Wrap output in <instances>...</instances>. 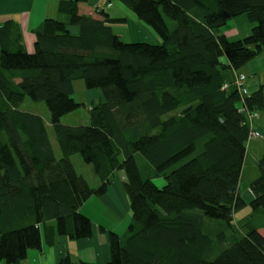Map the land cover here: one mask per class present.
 Returning <instances> with one entry per match:
<instances>
[{
	"label": "trees",
	"instance_id": "16d2710c",
	"mask_svg": "<svg viewBox=\"0 0 264 264\" xmlns=\"http://www.w3.org/2000/svg\"><path fill=\"white\" fill-rule=\"evenodd\" d=\"M80 1L58 0L33 30L41 68H15L30 55L13 21L0 26V262L25 260L31 227L47 246L90 238L81 207L121 172L131 218L122 235L106 231L105 264H264V192L249 202L239 192L247 144L260 137L248 115L264 113V92L243 95L222 77L264 54V0H118L159 44L122 42L113 26L123 18L85 14ZM235 19L252 28L230 41L221 31ZM77 79L102 98L87 125H64L81 107ZM25 99L48 110L59 158ZM73 155L92 166L95 188ZM256 169L264 180V157ZM57 264L96 263L66 252Z\"/></svg>",
	"mask_w": 264,
	"mask_h": 264
},
{
	"label": "crops",
	"instance_id": "0c3cea01",
	"mask_svg": "<svg viewBox=\"0 0 264 264\" xmlns=\"http://www.w3.org/2000/svg\"><path fill=\"white\" fill-rule=\"evenodd\" d=\"M57 2L58 0H0V26L8 20L13 21L16 26L15 34L18 35V33H20L21 35L19 46L30 55L27 61L15 65V68L37 69L43 67L44 62L42 55H33V30L38 27L43 19L57 16ZM79 6L81 11L88 15H94L95 12L104 10L112 17L123 18L125 22L113 26V31H121V26L134 24L137 28H141L142 31H145L146 34L144 38L146 42L150 44H159V38L155 33L145 24H142V22L118 0H81ZM138 32L140 31L137 30V33ZM259 59L260 57L252 60L239 71V73L245 74L247 77L246 87L249 93L255 92L259 88H262L264 92V82L260 79L264 62H258ZM33 60H36L38 65H34V63H32ZM248 73H250L253 78V84ZM235 74H237V72H224L222 74L223 81L233 86L232 83L234 82ZM78 85L81 86L80 81ZM258 114L257 118L249 120L251 129L260 134L259 138L251 139L247 144V156L250 152H254L255 157L253 164H256L259 159L264 157V113ZM123 183V174L121 172H116L114 173L113 181L107 188L106 193L101 197H95L96 203L100 202L103 209L112 211V213L120 219H124L126 216L129 217L130 213L129 201L123 190ZM262 183H264V180L257 181L255 186ZM93 185L92 187L95 188L98 185V181L94 180ZM261 192H264V190L257 191L256 195ZM90 199L91 197L84 204ZM247 214H249L248 211L245 215ZM91 224L92 235L90 238L70 241L67 237H59L53 246H47L44 243L41 228H29L25 238L27 257L18 264H57L60 257L66 252H69L73 259L76 260L105 264L109 259V246L106 231H112L117 235H122L127 226L121 231L122 227H118V229L115 227L113 229H108L105 226L94 224L92 221ZM101 228H104L105 231L103 232ZM260 232L264 236V233L262 231Z\"/></svg>",
	"mask_w": 264,
	"mask_h": 264
},
{
	"label": "rangeland",
	"instance_id": "374dc122",
	"mask_svg": "<svg viewBox=\"0 0 264 264\" xmlns=\"http://www.w3.org/2000/svg\"><path fill=\"white\" fill-rule=\"evenodd\" d=\"M143 24V23H142ZM145 26V25H144ZM115 28V27H114ZM252 26L251 25H244L240 21L230 20L226 26L222 29V33L228 37L230 41L238 40L241 38H244L249 35L250 30ZM121 31H114L116 35H118L119 39L124 43H132V42H146L145 31H142L141 28H137L134 24H127L126 26L120 27ZM137 30L140 31L137 33ZM148 43V42H147ZM264 55V54H263ZM259 56L260 59L258 62H264V56ZM32 63L34 65H38V62L36 60H33ZM263 72L260 77V79L264 82V66H263ZM243 75L244 81L243 86L246 89V93L249 94L247 87H246V81L247 77L245 74H235L234 82L232 83L233 88H235L236 82H238V76ZM249 77L251 78L252 84L254 83L253 78L250 73H248ZM80 81L81 86L78 85V82ZM228 86H231L227 84ZM74 93L73 98L74 100L81 105V107L67 115H64L61 118V123L64 125H70V126H78V125H87L88 124V110L92 106L93 103L100 100L101 94L98 90H86L83 88L82 80H76L74 81ZM21 110L39 115L43 121L45 122V126L47 129V133L49 135V139L52 145V149L54 152V155L59 158L60 157V151L58 148V145L55 141L54 133L52 130V127L49 123V112L46 109L45 105L43 103H34L28 99H25L24 103L20 107ZM258 113H253L251 115H248L250 117L249 119H255L258 117ZM254 152H250V154L245 159V171L242 176L241 183L239 185V192L241 194V197L244 201L249 202L255 195L256 192L259 190H264V183L255 186L256 181L254 179L257 177V169L256 164H253L254 160ZM72 163L77 171L78 174L82 175L90 185V187L94 186V180L98 181L92 166L84 164L79 155H73L71 157ZM246 212H245V211ZM250 212L248 208H245L237 213L235 216V220L241 219L246 213ZM81 213L86 215L88 218L91 219V221L94 224H99L102 226L107 227L108 229H113L114 227L118 229V227H122V230L125 229L127 224L130 222V213L129 217L126 216L124 219H120L117 217L112 211L103 209V206L101 203H96V198L91 197V199L83 205V207L80 210ZM245 212V213H244ZM145 215L148 217L154 219V217L147 211L144 210ZM124 227V228H123ZM264 233V230H262ZM0 264H4V262H0Z\"/></svg>",
	"mask_w": 264,
	"mask_h": 264
},
{
	"label": "built area",
	"instance_id": "2783aa9c",
	"mask_svg": "<svg viewBox=\"0 0 264 264\" xmlns=\"http://www.w3.org/2000/svg\"><path fill=\"white\" fill-rule=\"evenodd\" d=\"M244 76H238V82H236L235 89L238 90L241 94L246 95V89L243 86Z\"/></svg>",
	"mask_w": 264,
	"mask_h": 264
}]
</instances>
